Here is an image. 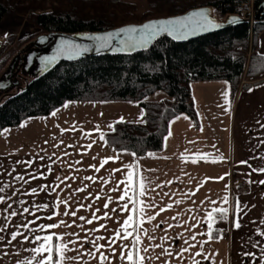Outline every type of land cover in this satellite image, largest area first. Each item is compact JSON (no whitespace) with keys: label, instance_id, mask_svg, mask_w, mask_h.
Returning a JSON list of instances; mask_svg holds the SVG:
<instances>
[{"label":"crops","instance_id":"0c3cea01","mask_svg":"<svg viewBox=\"0 0 264 264\" xmlns=\"http://www.w3.org/2000/svg\"><path fill=\"white\" fill-rule=\"evenodd\" d=\"M10 30L8 33L0 30V43L7 34L20 31ZM257 50L264 53V31L258 34ZM247 81L248 86L240 84L231 95L226 79L191 80L188 86L195 117L186 112L173 115L167 122L161 147L140 155L135 153V156L130 154L133 151L116 149L105 137L101 139V132L111 130L109 125L121 117L124 121H139L143 107L133 99H69L46 114L26 116L17 124L1 127L0 132L8 131L0 134V188L4 189L0 192V197L4 198L0 203V228H4L0 232L4 238L0 240V264H29L33 257L30 250L38 246L35 237L49 234H54V243L67 245L66 257L77 258L65 259L64 264H100V252L109 257L104 264H126L119 254L133 249L137 234L141 239V255L146 257L144 264H192L194 259L200 264H254L253 258L244 253H254L255 264H260L264 236L258 235L256 230L264 231V224L260 223L264 220V184L260 183L264 181V173L253 169L264 168V159L260 158L264 156L261 143L264 139L261 127L264 124V72ZM225 92H228L230 107ZM166 97H169L166 92L154 90L145 100ZM97 126L99 132L95 131ZM62 129L67 131L62 132ZM118 154L119 159L109 160L100 167L105 158ZM203 154L208 155V162H192V158L198 159ZM220 156L223 159L219 162H210ZM133 163H138L140 171L151 181L147 194L140 197L144 204L151 205L144 207L142 216L134 214L127 197L119 199L125 190L121 183L128 171L125 165ZM32 189L37 191L33 193ZM129 196H132L131 190ZM225 196L227 204H223ZM237 198L241 208L239 229L233 227ZM126 201L127 212L122 209ZM105 203L108 208L104 207ZM44 204L48 208H37ZM220 206L226 207L229 214L227 219L216 220L214 229L223 231L214 232L209 240L207 235H202L207 232L205 218L212 208ZM161 208L165 211H160ZM13 211L17 215L12 216ZM73 211L75 217L64 215ZM93 213L99 219L88 224L86 221L92 219ZM129 215L143 219L141 227L147 229V234L140 230L108 247L117 231L123 234L121 225ZM81 216L85 220H80ZM148 216L155 219L148 221ZM61 221L65 224L60 225ZM25 224L27 228L23 227ZM48 224L60 226L40 228ZM16 231L22 235L12 240L11 234ZM128 231L132 232L131 225ZM193 235L195 240L191 239ZM218 235L222 238H217ZM24 236H28V240H24ZM59 237L62 240L57 239ZM97 237L103 239L97 241ZM92 241L105 247L97 252ZM202 241L206 243L201 244ZM257 241L259 246H256ZM189 245L195 247L181 252ZM112 248L116 249L115 255ZM144 248L148 251L143 252ZM165 249L172 254L169 256ZM197 252L202 254L197 256Z\"/></svg>","mask_w":264,"mask_h":264},{"label":"trees","instance_id":"16d2710c","mask_svg":"<svg viewBox=\"0 0 264 264\" xmlns=\"http://www.w3.org/2000/svg\"><path fill=\"white\" fill-rule=\"evenodd\" d=\"M232 1L146 0V8L135 12V3L129 0H55L54 7L43 5L42 0H0V19L5 13L20 14L41 32L94 31L203 5L212 6L217 16L214 12L226 13V4ZM261 3L253 0L255 11ZM261 31L264 17L188 40L162 34L141 51L61 61L37 77L20 69L14 74L17 84L0 91V128L17 124L26 116L46 114L69 99H133L143 107L144 122L116 124L115 131L105 132L104 137L114 148L138 155L158 149L173 115L186 112L195 117L188 86L191 80L226 79L232 95L240 84L246 87L249 78L264 72V53L257 50ZM29 36L17 48L7 47L15 34L5 36L0 43V74ZM242 78L245 81L240 83ZM159 88L169 97L144 99Z\"/></svg>","mask_w":264,"mask_h":264},{"label":"snow or ice","instance_id":"6c2138e0","mask_svg":"<svg viewBox=\"0 0 264 264\" xmlns=\"http://www.w3.org/2000/svg\"><path fill=\"white\" fill-rule=\"evenodd\" d=\"M196 13H193V15H195ZM201 15H203V12L200 13ZM206 18V17H205ZM232 23L237 22V18H231ZM175 23L174 20H159V21H153L150 22L148 24H145L142 26L143 29H151V32L148 35V38H142L143 40V44L146 45L148 43V40L151 38H154L155 35L161 33V32H168L169 34H171L170 25H173ZM207 26L208 27H220L221 25L215 21L212 20H207ZM119 32H128V33H136L138 32V28L135 26H131L128 28H122L119 30ZM118 35V33H107L104 36H96V37H90V39H94L97 41H104L105 43H102L100 45V47H105L107 45V42L110 41V39L115 36ZM62 43H67L66 41H62ZM78 47V46H76ZM87 50V49H85ZM79 54V53H77ZM47 59V58H46ZM52 60H55L56 57H52L50 58ZM249 91H252L251 88H249ZM225 99H226V103H229V107H230V101H228L227 97H228V92L224 93ZM65 107H67V105H65ZM53 115H55V113H53ZM101 115H103L101 113ZM143 116L144 113L143 111L141 112V117L139 119L138 122H144L143 121ZM179 117H177L178 119ZM124 119L123 117H121L118 121L113 122L112 124L109 125V128L112 131H115V125L119 124V123H124ZM24 126V125H21ZM262 128H264V124L261 125ZM7 129L3 130V132H0V134H5L7 133ZM63 131H67L62 129ZM95 131H100L99 126L96 127ZM91 133H88L87 135H90ZM101 139H104V133L101 132ZM166 139V138H165ZM261 143L264 144V139L261 140ZM88 147H91V144L88 145ZM131 155L135 156V152L130 153ZM148 156H154L153 153H148ZM120 155L118 154L115 157H107L105 158L101 164L100 167L102 168L105 164L108 163L109 160H116L119 159ZM261 159H264V156L260 157ZM41 159H43V157H41ZM185 159H188V157H185ZM223 157L220 156L217 159L211 160L210 162L216 163L219 162L220 160H222ZM199 160H205L206 162H208V155L207 154H203V155H199L198 159L197 158H192V162L196 163L199 162ZM31 162L29 161V164ZM241 163H247V161H241ZM95 168V166H92ZM125 168L128 169L127 174H126V178L124 181H121V183H123L125 185V190L123 195H121L119 197L120 200H125V198H128V201H130L132 203V209L134 214L135 213H139L143 214L144 211V207H150L151 205H146L144 204V202L140 199V197L144 196L147 194L149 185L151 184V181L148 179L147 176L143 175V173L140 171L139 165L138 163H133V164H128L125 165ZM50 170V169H49ZM99 168H96V171H99ZM114 171H120V169H115ZM253 171L256 172H261L264 173V168H260V169H253ZM227 175V174H226ZM36 178V177H33ZM224 177H219L218 179H223ZM18 179H23V177H18ZM86 179H92V177H86ZM252 181H249V183H251ZM260 183L264 184V181H260ZM46 187V186H45ZM227 187V186H226ZM43 190V189H42ZM114 191L116 189H113ZM132 191V196H129V191ZM4 191L3 188H0V192ZM37 190L36 189H32V192L35 193ZM80 191H83V189H80ZM99 197H97L98 199ZM111 200V197H109V201ZM4 201L3 197H0V203H2ZM60 203H64L65 205L67 204V201H61ZM177 204L180 203V201H176ZM211 203L215 204V201H212ZM228 203V197L225 196L223 197V204H227ZM10 207V205H9ZM59 207V204H57V208ZM81 207H83V205H81ZM105 208H108V203H105L104 205ZM172 205L169 204L168 208H171ZM37 208H48L47 204L44 205H37ZM122 209L127 212L128 211V202L126 201L125 204L122 206ZM28 209L25 208L24 212H27ZM112 211H115L114 209ZM160 211H165L164 208H161ZM241 211L240 208V204H239V200L237 198L236 203H235V207H234V220H233V227L236 229H239L242 225L240 223V216L239 213ZM159 214V213H157ZM228 209L226 207L220 206V207H214L211 209V211H209L207 213V216L205 218V222L207 224V232L206 233H202V235H207L208 239L211 240L213 238V233L217 232V233H222L223 230H219V229H214V223L216 222L217 219L220 220H224L227 219L228 217ZM12 216L17 215V213L15 211H13L11 213ZM64 215H71L73 217L76 216V212L73 211L71 213L65 212ZM105 217H107V213H105ZM49 219H51V217H48ZM80 220H85V217L81 216L79 217ZM99 219V217H97L95 215V213H93L92 219H88L86 222L88 224H92L93 220ZM148 221H152L155 219L154 216H148L147 217ZM175 219V218H174ZM73 223H75V221H73ZM261 224H264V220L260 221ZM65 222L61 221L60 225H64ZM142 224H143V219H135L134 215H129L128 218L124 221L123 225H121V228L123 230V234H121V231H117L115 233L114 238H112L109 242L108 247L111 248L112 244H115L117 240H127L129 236H132L133 233H138L140 230H143L145 232V234H147V229H142ZM60 225L57 224H48V225H40L41 229L44 228H48V229H55L57 227H59ZM132 226V232L128 231V227ZM67 226H71V225H67ZM7 227V225H5V228ZM23 227L27 228L28 225L25 224L23 225ZM104 225L101 224L100 228H103ZM158 227V225H157ZM169 227H172L171 225H169ZM154 230V229H153ZM4 231V228H0V232ZM32 231H35V229H32ZM257 234L260 236H264V231H262L261 229H257ZM22 235V233H20L19 231L16 232H12L11 234V238L12 240H16L17 236ZM217 238H222V235H218ZM3 236H0V240H3ZM57 239L62 240V237H59ZM103 239V237H97L96 240H100ZM149 239H152V237H149ZM191 239L195 240L196 236L193 235L191 237ZM24 240H28V236H24ZM35 241L38 242V246L32 248L30 251L33 253V257H32V261H35V264H64L65 259H77L76 257H66L65 253L69 250L66 244L63 243H54V234H49V235H45L43 237L41 236H36L35 237ZM42 241V242H41ZM91 243H93L95 245L96 251L100 252V249L105 247V245H101L98 244L96 241H92ZM141 243V239L140 236L137 234L133 240V249L129 250L127 252V254H125V252L122 250L120 252V259L125 260L126 264H144L146 257L141 255V249L139 248V244ZM185 243H187V241H185ZM201 244L206 243V241H202L200 242ZM260 242L257 241L256 246H259ZM123 247L127 248V245H124ZM157 247H159V245H157ZM191 247H195V245H189L188 248H183L181 250V252H187L189 251V248ZM112 254L115 255L116 254V249L112 248L111 249ZM143 252H147L148 249L144 248L142 249ZM169 256L172 254L171 252H169L167 249L164 250ZM202 253L201 252H197L196 255L200 256ZM89 255H94L93 253H89ZM243 255L245 256H250L253 258V262L255 264V260H256V255L254 253H244ZM109 259L108 256H106L103 252H100L99 255V261L100 264H104L105 261H107ZM204 259H210V257L208 256H204ZM32 261H29V264H32ZM192 264H200L199 260H193ZM260 264H264V252H261L260 254Z\"/></svg>","mask_w":264,"mask_h":264},{"label":"water","instance_id":"95a60500","mask_svg":"<svg viewBox=\"0 0 264 264\" xmlns=\"http://www.w3.org/2000/svg\"><path fill=\"white\" fill-rule=\"evenodd\" d=\"M201 12H203V15L200 14ZM193 13L196 14L193 15ZM262 17H264V0L255 11L253 19ZM231 18H237V22L248 21V19L236 14H227L221 19L213 15L212 6L203 5L191 7L178 14L151 17L141 22H127L103 30L41 32L35 35L25 46L20 47L11 57L7 67L0 74V91L17 84L18 80L13 79L12 75L16 74L20 68L37 77L61 61H73L84 56L130 54L141 51L151 46L154 40L162 34H167L175 40L192 39L233 24L230 22ZM159 20L175 21L173 25L169 26L171 34L161 32L155 35L154 38L149 39L148 43L144 45L142 38H148L151 29H143L142 26ZM207 20L215 21L221 26L208 27ZM131 26L137 27L138 32H119L120 29ZM107 33H118V35L113 36L105 47H100L102 43H105L104 41L90 39V37L104 36ZM62 41L67 43H62ZM52 57H56V59H50Z\"/></svg>","mask_w":264,"mask_h":264},{"label":"rangeland","instance_id":"374dc122","mask_svg":"<svg viewBox=\"0 0 264 264\" xmlns=\"http://www.w3.org/2000/svg\"><path fill=\"white\" fill-rule=\"evenodd\" d=\"M129 1H133L135 3V12H142L146 8V0H129ZM42 4L45 6H53L54 7L56 2H55V0H42ZM214 13L217 16H220L221 18H224L227 15L226 13H223V12L218 11V10H216V12H214ZM165 14H166L165 12H161L159 14V16H165ZM25 28H26V31L21 32V30H23ZM2 29L7 31L6 33L12 31L10 29H18V31L20 30L19 33H14L15 38L8 42L7 47L13 46L14 48H17L18 46L23 44L24 38L26 39V37H28L30 34L32 36H29V38L30 37L31 38L28 40L27 43H29V41L32 40L35 37V35L41 33V30L38 27L34 26L31 22L26 20L23 15L11 14V13H5L1 17V19H0V30H2ZM21 34H23V35L25 34V35L23 36ZM27 43H25V45ZM244 81H245V78H242L240 83H242ZM156 90L164 91L161 88L156 89ZM145 98H146V96H144V99Z\"/></svg>","mask_w":264,"mask_h":264},{"label":"built area","instance_id":"2783aa9c","mask_svg":"<svg viewBox=\"0 0 264 264\" xmlns=\"http://www.w3.org/2000/svg\"><path fill=\"white\" fill-rule=\"evenodd\" d=\"M225 11L227 14H236L251 22L255 13L253 0H234L228 2L225 6Z\"/></svg>","mask_w":264,"mask_h":264},{"label":"flooded vegetation","instance_id":"af4514ba","mask_svg":"<svg viewBox=\"0 0 264 264\" xmlns=\"http://www.w3.org/2000/svg\"><path fill=\"white\" fill-rule=\"evenodd\" d=\"M17 66H18V64H17ZM20 69H21V68H20ZM20 69H19V70H20ZM14 77H16V76L13 74V75H12V78L14 79Z\"/></svg>","mask_w":264,"mask_h":264}]
</instances>
